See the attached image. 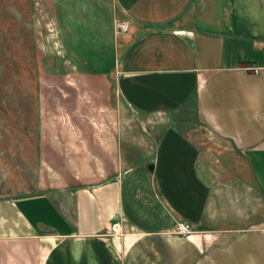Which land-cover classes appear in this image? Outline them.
<instances>
[{"label":"crops","instance_id":"obj_1","mask_svg":"<svg viewBox=\"0 0 264 264\" xmlns=\"http://www.w3.org/2000/svg\"><path fill=\"white\" fill-rule=\"evenodd\" d=\"M38 2L120 105L60 148L46 125L36 180L0 195V264H264V0Z\"/></svg>","mask_w":264,"mask_h":264},{"label":"rangeland","instance_id":"obj_2","mask_svg":"<svg viewBox=\"0 0 264 264\" xmlns=\"http://www.w3.org/2000/svg\"><path fill=\"white\" fill-rule=\"evenodd\" d=\"M65 47L61 27L53 28L38 0H0V195L36 180L47 149L51 153L43 144L46 125L56 130L60 148L65 122L85 136L92 126L115 122L120 96L114 82H84L89 70L67 65L71 58L77 64L79 52ZM63 92L72 96L69 103Z\"/></svg>","mask_w":264,"mask_h":264},{"label":"built area","instance_id":"obj_3","mask_svg":"<svg viewBox=\"0 0 264 264\" xmlns=\"http://www.w3.org/2000/svg\"><path fill=\"white\" fill-rule=\"evenodd\" d=\"M127 30H128V23H126V22L117 23L115 26V33L116 34L126 33ZM256 71L257 70H254V72H256ZM117 227H118V223L113 224L111 226L112 231L115 232ZM175 230H176L178 235L187 236L189 233L192 232V226L189 223L182 221V222H178L176 224Z\"/></svg>","mask_w":264,"mask_h":264},{"label":"water","instance_id":"obj_4","mask_svg":"<svg viewBox=\"0 0 264 264\" xmlns=\"http://www.w3.org/2000/svg\"><path fill=\"white\" fill-rule=\"evenodd\" d=\"M153 169H154V166L152 164H150V165L147 166V170L149 172H153Z\"/></svg>","mask_w":264,"mask_h":264}]
</instances>
